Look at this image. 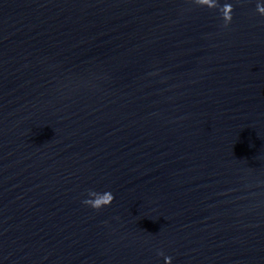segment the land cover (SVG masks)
I'll list each match as a JSON object with an SVG mask.
<instances>
[{
  "label": "water",
  "instance_id": "1",
  "mask_svg": "<svg viewBox=\"0 0 264 264\" xmlns=\"http://www.w3.org/2000/svg\"><path fill=\"white\" fill-rule=\"evenodd\" d=\"M218 2L0 0V264H264V0Z\"/></svg>",
  "mask_w": 264,
  "mask_h": 264
},
{
  "label": "clouds",
  "instance_id": "2",
  "mask_svg": "<svg viewBox=\"0 0 264 264\" xmlns=\"http://www.w3.org/2000/svg\"><path fill=\"white\" fill-rule=\"evenodd\" d=\"M193 2L201 7H208L210 9H217L219 8L222 18L224 20V25L227 27L231 24L233 20V12L234 8L232 4L227 3L224 4L222 7H220L218 0H193ZM257 12L264 16V4H257ZM87 199L83 200V203L86 206L91 207L95 210H100L104 208L105 206H110L114 202V195L108 191L104 193H99L94 190H89ZM163 255V253H160ZM166 264H172V258L171 257H165Z\"/></svg>",
  "mask_w": 264,
  "mask_h": 264
}]
</instances>
